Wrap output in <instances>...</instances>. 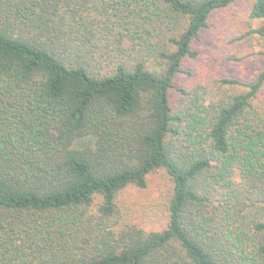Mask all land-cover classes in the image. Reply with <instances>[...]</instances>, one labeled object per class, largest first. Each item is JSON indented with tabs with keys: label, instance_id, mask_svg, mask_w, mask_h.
<instances>
[{
	"label": "trees",
	"instance_id": "16d2710c",
	"mask_svg": "<svg viewBox=\"0 0 264 264\" xmlns=\"http://www.w3.org/2000/svg\"><path fill=\"white\" fill-rule=\"evenodd\" d=\"M235 1L0 0V264H264V0L255 76L177 84ZM161 170L166 227L124 224Z\"/></svg>",
	"mask_w": 264,
	"mask_h": 264
},
{
	"label": "rangeland",
	"instance_id": "374dc122",
	"mask_svg": "<svg viewBox=\"0 0 264 264\" xmlns=\"http://www.w3.org/2000/svg\"><path fill=\"white\" fill-rule=\"evenodd\" d=\"M253 0H236L223 11L217 28L204 31L197 47L200 57L186 67L192 75L182 74L177 84L189 86L197 79L205 80L208 70L217 77L249 80L263 67L260 41L248 32L253 23L249 13ZM256 26V24H254ZM172 183L164 171L149 177L145 190L129 188L119 199L124 224L147 232L161 231L167 224V203Z\"/></svg>",
	"mask_w": 264,
	"mask_h": 264
}]
</instances>
